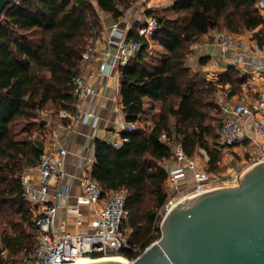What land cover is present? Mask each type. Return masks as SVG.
Here are the masks:
<instances>
[{
  "label": "trees",
  "instance_id": "1",
  "mask_svg": "<svg viewBox=\"0 0 264 264\" xmlns=\"http://www.w3.org/2000/svg\"><path fill=\"white\" fill-rule=\"evenodd\" d=\"M92 1L95 5L87 0H8L0 18V264H21L36 245L37 215L24 196L20 175L43 153L39 138L48 124L40 116L48 107L53 117L75 111L73 79L82 55L104 31V18L118 23L136 0ZM166 1L172 7L144 11L145 18L157 22L150 41L138 37L133 24L127 39L143 47L118 69L121 111L125 122L139 127L119 133L125 141L118 148L100 139L93 143L90 178L105 198L125 194V228L139 254L160 238L156 216L168 199L164 162L172 159L175 146L189 159L200 150L211 175L227 170L222 165L227 153L218 147L222 117L216 99L240 95L246 78L233 67L215 81L201 78L187 63L191 47L219 31L235 37L250 33L264 50V19L254 0ZM152 43L168 56L157 60ZM145 100L160 105L157 114L145 113ZM118 256L132 260L137 255L123 251Z\"/></svg>",
  "mask_w": 264,
  "mask_h": 264
},
{
  "label": "built area",
  "instance_id": "2",
  "mask_svg": "<svg viewBox=\"0 0 264 264\" xmlns=\"http://www.w3.org/2000/svg\"><path fill=\"white\" fill-rule=\"evenodd\" d=\"M254 1L257 9L264 11V0ZM120 24L113 23L108 28L106 48L101 51L97 69L86 77L79 73L73 79L77 107L96 94L90 81L107 76L111 70L119 69L141 52V42L127 39V31L131 29L128 21L124 22L125 28ZM156 29L157 22L152 18H141L137 21L136 34L140 38L150 41ZM214 42L222 56L231 55L230 63L233 66H249L256 77H261L264 73V50L254 42H245L219 31L215 32ZM93 48H88L82 55L84 61L93 52ZM218 103L222 117L218 147L223 151L237 147L245 149L248 167L264 161V90L255 93V96L244 95L238 101L220 100ZM90 114L94 115L92 112ZM89 116L84 115L83 122L86 123ZM60 117H67V113L61 112ZM95 121L94 118V123ZM135 129L134 122H122L118 127L119 133L133 132ZM123 141L118 137L115 142L106 143L118 148ZM67 154V149L61 145L50 151H43L38 163L20 175L24 196L37 215L33 223L36 245L32 253L22 258L21 264H79L82 259L102 260L118 256L123 251H131L137 255L132 260L122 257L127 263L133 262L143 251L139 254V248L133 247L129 242L130 234L125 228L129 216L125 209L126 198L123 192L112 193L105 198L100 187L89 176L81 183L82 196L74 205L66 208V214L73 216L75 226L80 227L83 221L81 207H91V232L71 234L64 226L57 225L58 211L62 207V201L69 198L70 191L65 170ZM172 154V161L165 166L168 199L157 213L158 229L162 218L180 202L217 188L237 187L240 175L248 168H243L239 174L225 179L209 174L205 166L189 159L179 145L172 149ZM187 176L191 177L193 185L182 188ZM53 188L55 192L51 195L50 190Z\"/></svg>",
  "mask_w": 264,
  "mask_h": 264
},
{
  "label": "crops",
  "instance_id": "3",
  "mask_svg": "<svg viewBox=\"0 0 264 264\" xmlns=\"http://www.w3.org/2000/svg\"><path fill=\"white\" fill-rule=\"evenodd\" d=\"M158 4H162L163 10L172 7L171 1L156 0ZM264 19V11H260ZM140 15V14H139ZM132 15L126 16V21L130 24H135L144 16ZM114 22L106 23L109 27ZM109 24V25H108ZM125 28V24H120ZM216 31H210L199 42L191 47V52L188 56L187 63L191 71L207 81H215L217 76L224 73L228 68H234L241 77L246 78V85L242 86V92L238 96H233L231 100L238 101L244 95H250L264 90V73L261 77H256L252 74L249 66H233L230 63L231 55L222 56L215 46L214 35ZM108 31H103L101 36L95 39L93 52L89 55L86 61H82L80 74L87 76L90 72L95 71L100 62V54L106 48V35ZM129 31H127V36ZM250 33L238 36L240 40L245 42H252L250 40ZM150 51L157 60H163L168 56L161 47L158 45H150ZM229 59V60H228ZM90 84L95 88L96 94L93 95L88 101L75 108L74 112H67V118L55 121V125L48 126V143L43 144V151H50L51 149L61 145L65 147L68 154L65 158V170L68 174L67 182L70 184L69 198L62 201V207L58 211L57 225L64 226L67 232L71 234H86L91 232L90 222L93 218L91 207H81L82 225L76 227L74 222L75 218L66 214V208L76 203L77 199L82 196L81 183L90 176L91 167L94 162V140L100 139L110 143L118 140L120 123L125 122L123 113L121 111L120 97L118 93L119 87V72L118 69L111 70L107 76H101L97 80L90 81ZM248 87L250 90H248ZM252 89V90H251ZM222 95H218L217 99H222ZM160 105L158 103H151L148 100L144 101V109L146 114H157ZM94 115L91 116L90 113ZM61 113V112H60ZM59 113V117H60ZM90 115L87 122H83V116ZM95 118V123H94ZM62 121H65L64 123ZM138 125V124H136ZM146 126H151L149 121ZM146 126L145 127L146 129ZM223 160L227 170L219 174L220 178L229 179L236 174H239L243 168H247L249 163L246 162L245 149L237 147L231 149ZM200 166L206 167V157L203 153L194 156ZM170 161L164 162V166L170 164ZM240 162V166H228L227 164L234 165ZM243 164V165H241ZM187 181L183 184L182 188L189 185L192 180L187 176ZM55 189L50 190L53 195ZM36 211V210H35ZM23 258V257H22Z\"/></svg>",
  "mask_w": 264,
  "mask_h": 264
},
{
  "label": "water",
  "instance_id": "4",
  "mask_svg": "<svg viewBox=\"0 0 264 264\" xmlns=\"http://www.w3.org/2000/svg\"><path fill=\"white\" fill-rule=\"evenodd\" d=\"M8 0H0V18ZM160 238L127 264H264V161L237 187L187 198L161 220ZM95 259L87 264H123Z\"/></svg>",
  "mask_w": 264,
  "mask_h": 264
},
{
  "label": "rangeland",
  "instance_id": "5",
  "mask_svg": "<svg viewBox=\"0 0 264 264\" xmlns=\"http://www.w3.org/2000/svg\"><path fill=\"white\" fill-rule=\"evenodd\" d=\"M87 1H90L93 5H95L94 4V1H92V0H87ZM158 1H156V0H136L135 2H134V4L132 5V6H130L128 9H126V10H124L123 11V13H124V18L121 20V21H119L118 22V24L119 23H124L125 21H126V15H132V17L133 16H135L136 17V15H139V16H144V11L145 10H151V11H154V12H156V11H161V10H163L162 8H163V6H162V4H158L157 3ZM108 21H110V23H112L113 21L110 19V18H104V20H103V23H104V26L106 25V23L108 22ZM115 23V22H114ZM109 25V24H108ZM132 26H133V24H130L129 23V26L128 27H131L132 28ZM109 27H111V25L109 26ZM109 27H106L105 26V29H104V31H108V28ZM130 29V28H129ZM101 36V35H100ZM99 36V37H100ZM98 38V37H97ZM152 45H154L153 43H152ZM94 46V45H93ZM164 51V50H163ZM165 52V51H164ZM166 53V52H165ZM167 54V53H166ZM252 90V89H251ZM222 99H225L224 97L222 98ZM216 102H217V105L219 104L218 102H219V100L218 99H216ZM74 107L75 108H77V106L76 105H74ZM52 111H53V109L51 108V107H48L47 109H46V111H44L43 113H42V115L40 116V119L42 120H45L46 122H47V124H48V126L50 125V126H53V125H55L56 123H55V121L57 120V119H59V121H61V120H63V119H65V118H67V117H65V118H62V117H59V114L57 115V117H53V116H50V114H52ZM63 123L65 122V121H62ZM48 126H47V128H48ZM136 127H139V125H136ZM37 132V131H36ZM36 132L33 134V136L35 137L36 136ZM46 136V137H45ZM42 138H43V140H42ZM45 139V140H44ZM39 140H42L43 141V143L44 144H46V143H48V132H45V135H43L42 134V136H41V138H39ZM225 153H227L228 154V152H226V151H224ZM202 152L200 151V150H198L197 152H196V155L198 154V155H200ZM196 155H194V156H196ZM194 159V157H192L191 158V160H193ZM240 162L241 161H237V163L236 164H234V165H231V164H227V167L228 166H230V167H232V166H240ZM241 165H243V164H241ZM189 175V174H188ZM193 185V181L191 180L190 181V183H189V185L188 186H186V187H191ZM158 213V212H157ZM110 257H117V256H110ZM122 258V257H121Z\"/></svg>",
  "mask_w": 264,
  "mask_h": 264
},
{
  "label": "bare ground",
  "instance_id": "6",
  "mask_svg": "<svg viewBox=\"0 0 264 264\" xmlns=\"http://www.w3.org/2000/svg\"><path fill=\"white\" fill-rule=\"evenodd\" d=\"M102 260H113V261H117V262H120V263H123V264H127L125 259H123L121 257H118V256L117 257L107 258V259H102ZM90 262H93V261L92 260H88V259H82L79 264H87V263H90Z\"/></svg>",
  "mask_w": 264,
  "mask_h": 264
}]
</instances>
